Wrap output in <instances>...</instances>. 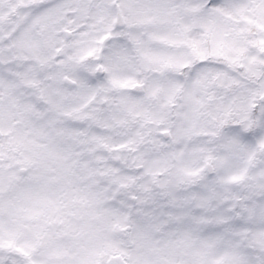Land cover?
I'll return each mask as SVG.
<instances>
[{
  "label": "snow or ice",
  "instance_id": "1",
  "mask_svg": "<svg viewBox=\"0 0 264 264\" xmlns=\"http://www.w3.org/2000/svg\"><path fill=\"white\" fill-rule=\"evenodd\" d=\"M0 264H264V0H0Z\"/></svg>",
  "mask_w": 264,
  "mask_h": 264
},
{
  "label": "rangeland",
  "instance_id": "2",
  "mask_svg": "<svg viewBox=\"0 0 264 264\" xmlns=\"http://www.w3.org/2000/svg\"><path fill=\"white\" fill-rule=\"evenodd\" d=\"M111 214H112V212H111ZM117 215H118V213L114 212V217L117 216ZM111 231H114L113 228L110 231H108L107 233L98 231L97 233L92 235L87 240V243H89V244H93V243H108V244L115 245L116 247H119V248H124V246L120 245V243L117 240L113 241L112 232ZM130 240L132 241L130 246H134L135 241L133 240L132 237H130Z\"/></svg>",
  "mask_w": 264,
  "mask_h": 264
},
{
  "label": "trees",
  "instance_id": "3",
  "mask_svg": "<svg viewBox=\"0 0 264 264\" xmlns=\"http://www.w3.org/2000/svg\"><path fill=\"white\" fill-rule=\"evenodd\" d=\"M114 212H117V211H115L114 210ZM129 234V232L128 231H125V232H122V231H116V233H115V235L119 238V239H125V240H127V235Z\"/></svg>",
  "mask_w": 264,
  "mask_h": 264
}]
</instances>
